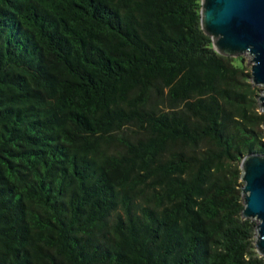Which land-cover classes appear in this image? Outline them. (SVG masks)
<instances>
[{
    "label": "trees",
    "instance_id": "obj_1",
    "mask_svg": "<svg viewBox=\"0 0 264 264\" xmlns=\"http://www.w3.org/2000/svg\"><path fill=\"white\" fill-rule=\"evenodd\" d=\"M200 1L0 0V264H264V113Z\"/></svg>",
    "mask_w": 264,
    "mask_h": 264
},
{
    "label": "water",
    "instance_id": "obj_2",
    "mask_svg": "<svg viewBox=\"0 0 264 264\" xmlns=\"http://www.w3.org/2000/svg\"><path fill=\"white\" fill-rule=\"evenodd\" d=\"M200 25L219 55L251 58L253 85L264 87V0H201ZM264 112V91L260 96ZM243 219L256 221L255 250L264 258V154L240 162Z\"/></svg>",
    "mask_w": 264,
    "mask_h": 264
},
{
    "label": "rangeland",
    "instance_id": "obj_3",
    "mask_svg": "<svg viewBox=\"0 0 264 264\" xmlns=\"http://www.w3.org/2000/svg\"><path fill=\"white\" fill-rule=\"evenodd\" d=\"M238 57H242L243 58V64L244 66L246 67L247 69V72L250 74V69H251V58L248 54H244V55H241V56H238ZM236 57V58H238ZM249 83L252 84V81L251 79L249 80ZM252 88L254 90V99L255 101L257 102L258 104V112L259 113H264L262 108L260 107L259 103H260V96L263 95V91H264V87L263 86H260V85H253L252 84ZM262 129L264 130V126L262 127ZM255 223H257L256 221H253Z\"/></svg>",
    "mask_w": 264,
    "mask_h": 264
}]
</instances>
